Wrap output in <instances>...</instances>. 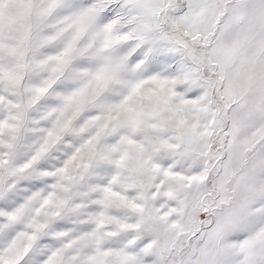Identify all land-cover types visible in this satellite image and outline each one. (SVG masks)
Listing matches in <instances>:
<instances>
[{
    "label": "snow or ice",
    "instance_id": "6c2138e0",
    "mask_svg": "<svg viewBox=\"0 0 264 264\" xmlns=\"http://www.w3.org/2000/svg\"><path fill=\"white\" fill-rule=\"evenodd\" d=\"M0 264H264V0H0Z\"/></svg>",
    "mask_w": 264,
    "mask_h": 264
}]
</instances>
